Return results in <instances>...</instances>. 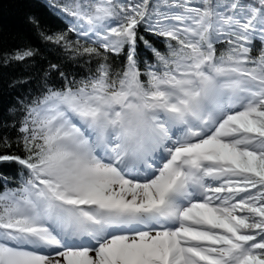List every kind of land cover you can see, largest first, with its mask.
<instances>
[{
	"label": "snow or ice",
	"instance_id": "obj_1",
	"mask_svg": "<svg viewBox=\"0 0 264 264\" xmlns=\"http://www.w3.org/2000/svg\"><path fill=\"white\" fill-rule=\"evenodd\" d=\"M52 6L83 67L0 135V264H264V0Z\"/></svg>",
	"mask_w": 264,
	"mask_h": 264
},
{
	"label": "trees",
	"instance_id": "obj_2",
	"mask_svg": "<svg viewBox=\"0 0 264 264\" xmlns=\"http://www.w3.org/2000/svg\"><path fill=\"white\" fill-rule=\"evenodd\" d=\"M55 2L63 0H0V124L9 126L7 131L0 127V135L9 136L12 141H15L17 134L11 125L19 119L13 111L17 99L36 92L44 82L46 73L47 80L59 87L62 81L50 68L52 64L74 75H78L83 67L82 62L72 59L63 47L43 38L42 34L66 32L73 42L81 39V43H84L83 38L68 31V20L52 6ZM149 38L162 47L158 39ZM28 48L36 52L33 58L24 62L10 59L16 51ZM139 51L141 55H148L142 45ZM11 151L17 150L13 147ZM0 175L10 177L9 186L15 187L21 169L14 164H0Z\"/></svg>",
	"mask_w": 264,
	"mask_h": 264
}]
</instances>
